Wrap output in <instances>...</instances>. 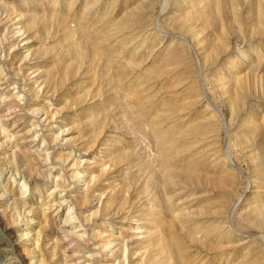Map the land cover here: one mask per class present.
<instances>
[{
	"label": "rangeland",
	"instance_id": "rangeland-1",
	"mask_svg": "<svg viewBox=\"0 0 264 264\" xmlns=\"http://www.w3.org/2000/svg\"><path fill=\"white\" fill-rule=\"evenodd\" d=\"M0 264H264V0H0Z\"/></svg>",
	"mask_w": 264,
	"mask_h": 264
},
{
	"label": "bare ground",
	"instance_id": "bare-ground-1",
	"mask_svg": "<svg viewBox=\"0 0 264 264\" xmlns=\"http://www.w3.org/2000/svg\"><path fill=\"white\" fill-rule=\"evenodd\" d=\"M18 33H20V32H18ZM55 187V186H54ZM55 204V203H54ZM60 204V203H59ZM58 204V205H59ZM61 205V204H60ZM59 209V208H58ZM4 232H6V229L4 228ZM2 235V234H1ZM3 238H4V236H3ZM4 240V239H3ZM117 250H119V249H117Z\"/></svg>",
	"mask_w": 264,
	"mask_h": 264
}]
</instances>
